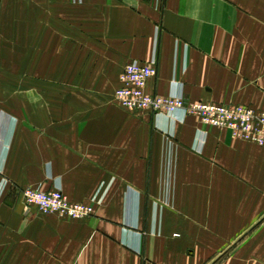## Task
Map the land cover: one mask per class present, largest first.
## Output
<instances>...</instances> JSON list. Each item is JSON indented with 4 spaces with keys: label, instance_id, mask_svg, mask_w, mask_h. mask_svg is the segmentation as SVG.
<instances>
[{
    "label": "crops",
    "instance_id": "crops-1",
    "mask_svg": "<svg viewBox=\"0 0 264 264\" xmlns=\"http://www.w3.org/2000/svg\"><path fill=\"white\" fill-rule=\"evenodd\" d=\"M134 62L264 112V0H0V264H264V148L121 107ZM56 186L92 215L24 207Z\"/></svg>",
    "mask_w": 264,
    "mask_h": 264
},
{
    "label": "built area",
    "instance_id": "built-area-1",
    "mask_svg": "<svg viewBox=\"0 0 264 264\" xmlns=\"http://www.w3.org/2000/svg\"><path fill=\"white\" fill-rule=\"evenodd\" d=\"M155 74L154 65L127 64L119 76L114 99L121 107L131 111L165 114L175 121L193 116L203 125L227 129L233 138L264 148V112L242 105L186 103L182 92L171 91L166 97L149 95L145 91L146 84ZM21 196L26 209L32 207L43 215L83 219L93 213L91 206L68 202L57 186L47 191L27 187L21 191Z\"/></svg>",
    "mask_w": 264,
    "mask_h": 264
}]
</instances>
